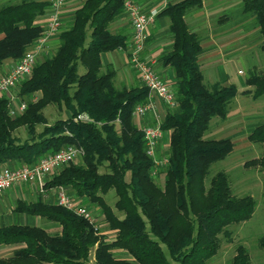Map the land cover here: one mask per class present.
Returning a JSON list of instances; mask_svg holds the SVG:
<instances>
[{"label":"trees","instance_id":"16d2710c","mask_svg":"<svg viewBox=\"0 0 264 264\" xmlns=\"http://www.w3.org/2000/svg\"><path fill=\"white\" fill-rule=\"evenodd\" d=\"M127 1L132 0H84L71 26L59 33L54 53L38 57L30 75L14 88L26 104L23 113L11 117L8 99L0 96V167L32 166L68 146L80 149L81 163L63 166L44 189L69 188L74 200L98 208L113 238L107 240L99 228L38 193L33 201H15L12 212L57 224L59 232L0 226V246H15L9 257H0V264H87L92 251L93 264H207L218 252L219 236L252 217L253 198L233 195L226 173L208 178L210 166L226 158L233 143L202 136L212 118H226L237 90L203 82L200 40L184 22L187 13L202 6L201 0H180L160 12L172 40L161 62L173 70L179 110L162 117L167 163L152 176L153 161L145 153L141 128L133 122L134 110L147 101L148 91L141 83L116 87V71L100 58L126 49L127 38L113 34L109 26L125 13ZM48 8V2L37 0L0 6V65L16 63L43 36L36 20ZM242 11L254 18L264 53V0H242ZM245 84L244 93L253 100L264 96V70L250 71ZM49 105L67 116L49 124L43 114ZM80 114L91 122L75 121ZM20 129L27 136L23 140L16 136ZM247 140L261 145L262 153L245 165H257L264 174V120ZM109 191L116 197L113 206L103 199ZM257 245L264 251V235ZM230 264H251L243 245L235 247Z\"/></svg>","mask_w":264,"mask_h":264},{"label":"crops","instance_id":"0c3cea01","mask_svg":"<svg viewBox=\"0 0 264 264\" xmlns=\"http://www.w3.org/2000/svg\"><path fill=\"white\" fill-rule=\"evenodd\" d=\"M6 1L9 0H0V6ZM37 1L49 3V0ZM178 1L180 0H132L142 12L147 14L155 12L153 22L150 23L146 29L147 41L142 57L144 60L152 63L154 71L174 90L173 70L164 67L161 62V58L171 50L172 40L169 37L168 20L165 17L160 16V12L168 4H173ZM83 2L84 0H65L59 14L60 30L47 37L44 44V50L39 55L40 59L42 57H48L49 51L53 48H57L59 45V33L71 26L74 12L81 7ZM201 3L202 6L199 9L192 10L184 16V22L191 32L198 35L200 40L201 52L198 55V64L202 72L203 82L206 86H210L214 83L235 86L237 93L233 100L234 102L236 100V104L239 102L237 105L242 117L241 120L239 119V122L235 123V127L237 130L241 131L240 133L237 132L239 135H246L247 137L256 126H252L248 130L250 131L249 133L243 132V130L247 128L246 123L249 118H246V111L241 106L242 99L240 98L243 97L239 98L238 94L241 93V95L250 97L252 101L254 100L250 94L244 93V91L248 89L245 81L240 84V81L235 78L233 72H231V65H242L247 67L249 71H262L264 69V57L259 49L261 37L258 32V27L255 25L253 17L243 13L242 0H201ZM48 18L49 8L44 16L39 17L36 20V25L45 29L48 23ZM109 30L115 35H122L127 38L126 49L103 53L100 56L102 64L104 66L109 65L116 71L117 79L120 83L126 85L124 87L129 88L139 85L140 82L136 73L128 65V44L131 39L132 31L127 14L124 13L120 17L114 19L110 23ZM252 50L254 51L256 58L249 63L247 60L248 52ZM14 64L15 62L13 61L1 64L0 78L5 76ZM116 67L119 72H117ZM237 74L243 73L238 70ZM11 92L15 95L14 89ZM178 110V106L167 108L160 101L155 100L154 110L149 112L143 119L140 120L138 118L140 120V127H138L141 128L144 124L151 123L155 117L161 119L167 111L175 113L178 112ZM78 160L81 161V159ZM34 196H38V188L33 185L21 188L12 187L0 194V202L2 204V206L0 205V226L12 225V208L14 204L13 206H8L4 212L1 208L5 206V200L10 202L14 201V203L17 200L33 201L36 199V197L33 198ZM54 198V193L49 192L47 201L53 203ZM78 202L83 204L85 200H80ZM29 217V220L26 217L23 218L24 224L20 225L34 226V220L40 219L33 216ZM29 222L31 224L28 225ZM45 227L46 231H50L51 234L59 232V226L57 224L48 223ZM14 248L15 246H0V252L7 250L13 251ZM115 256L122 257L125 256V254L123 252H116Z\"/></svg>","mask_w":264,"mask_h":264},{"label":"built area","instance_id":"2783aa9c","mask_svg":"<svg viewBox=\"0 0 264 264\" xmlns=\"http://www.w3.org/2000/svg\"><path fill=\"white\" fill-rule=\"evenodd\" d=\"M64 3L65 0H49V18L46 28L43 31V36L33 44L31 49L14 64L5 76L0 78V96L8 99L9 115L11 117L23 113L26 109V104L18 100L11 91L22 79L30 75L39 55L44 50L47 37L60 30L59 14ZM125 13L129 18L132 31L128 44V65L136 73L141 85L148 91L147 101L143 105L137 106L134 110V116L141 120L149 112L154 110L155 100L160 101L167 108H174L177 106V103L175 90L166 84L154 71L152 63L144 60L142 57L147 41L146 29L153 22L155 12L149 14L144 13L135 3L127 1L125 3ZM74 120L91 122L86 114H80ZM160 125V118L155 117L151 123H146L141 126L145 153L154 164L152 171L153 177H156L157 170L167 163V141ZM81 158L82 151L80 149L68 146L57 152L43 156L32 166L1 167L0 194L12 187L29 184L37 186L38 193L44 198H48L49 192L44 189V184L48 177L66 164ZM52 191L55 195L54 204L71 210L76 215L93 224L95 230L98 229L96 219L92 212L81 202L74 200L66 188L57 187L52 189Z\"/></svg>","mask_w":264,"mask_h":264},{"label":"rangeland","instance_id":"374dc122","mask_svg":"<svg viewBox=\"0 0 264 264\" xmlns=\"http://www.w3.org/2000/svg\"><path fill=\"white\" fill-rule=\"evenodd\" d=\"M12 2L14 1L9 0L3 3L2 5L9 4ZM55 49L56 48H53L49 51L48 57H50L54 53ZM262 55L264 57L263 52ZM255 58L256 56L253 50L248 52L247 60L249 63L255 60ZM6 62L10 63V61H6ZM231 69H230L231 72H233L234 77L240 81V84L241 82L244 83L245 79L249 76L250 73L249 69L242 65L233 64L231 65ZM116 70L117 72H119L117 67ZM238 70H240L243 74H237ZM80 72H82V69H80ZM114 85L118 88L122 86H126L120 83V81L117 79V75L114 78ZM14 92L16 94L15 90ZM238 97L239 98L243 97L240 98L242 99L241 106L246 111L245 114V116H247L246 118H249L246 123L247 128L244 129L243 132L249 133L250 131L248 130L252 126L254 125L257 126L258 124H261L264 120V96L254 101H252L251 98L247 97L246 95H241V93L238 94ZM238 103L239 102H237V104ZM237 104H236V100L235 102L234 100H232L228 108L227 116L224 120H220L218 117L212 118L209 122V127L207 131L204 132L202 136L203 140H219V139L228 138L233 143L232 152L223 160L218 161L210 166L208 170V178H210L215 173L220 171L226 173L228 176L229 185L232 194L238 197H242V196L252 197L255 202V208L250 220L241 223L239 225H233L228 227L226 230V234L219 236L218 252L213 258H211L208 261L207 264H230V260L235 254V247L238 244L243 245L247 250L251 264H264V251L259 249L257 245L258 238L264 235V203L262 200V187H263L264 174L263 171L257 165H245V163L251 160L258 159L261 156L262 147L259 144L250 143L247 140L246 135L245 136L239 135L241 131L237 130V128L235 127L236 126L235 123L239 122V119L241 120L242 117ZM43 114L46 117L47 122L49 124L53 123L58 118L61 117L65 118L67 116L65 112L60 111L55 105L47 106L43 110ZM160 120L162 121V117ZM133 122L134 124L140 127V120L137 117L133 118ZM40 129L41 127L37 128L38 131ZM16 136H18L21 140L27 137L26 133L21 129L16 132ZM74 162L81 163V161H79L78 159L74 160ZM3 168H8V167L3 166ZM100 172H103V170L100 169ZM51 176H49L48 179ZM28 185L29 184L18 185L16 187L21 188L24 186L27 187ZM53 191L51 190L49 192H53ZM35 197L37 196H34L33 198ZM103 199L108 205L113 206L116 197L113 191H109L105 196H103ZM4 203L5 206H3L1 210L5 212L8 206L10 205L13 206L14 201L10 202L5 200ZM0 205L2 206L1 202ZM83 205H85L88 208V210L92 212L94 218L96 219V224L98 225L100 233L104 235L107 240H111L113 238V233L107 229V226L103 221V216L99 212V209L94 207L87 201H85ZM115 213L118 216H120L116 211ZM25 217L28 220L30 219L29 216L13 213L12 224H17V225L24 224L23 218ZM29 224L31 223L29 222L28 225ZM33 224L34 226L46 230L45 226L48 225V222L39 219V220H34ZM48 232L51 233L50 231ZM11 254H12V250L1 251L0 257L4 256L6 258L9 257ZM87 264H93V251L90 254ZM170 264H176V263L171 262Z\"/></svg>","mask_w":264,"mask_h":264}]
</instances>
